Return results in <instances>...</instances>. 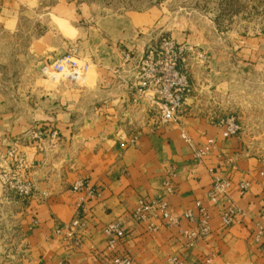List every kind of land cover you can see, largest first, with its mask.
Returning a JSON list of instances; mask_svg holds the SVG:
<instances>
[{"label": "crops", "instance_id": "1", "mask_svg": "<svg viewBox=\"0 0 264 264\" xmlns=\"http://www.w3.org/2000/svg\"><path fill=\"white\" fill-rule=\"evenodd\" d=\"M160 10L153 5L102 16L90 5L63 0L51 6L0 0V66L8 77L0 84V203H9L13 192L3 188V174L13 185H31L17 215L23 246L18 264H111L114 253L106 250L104 227L112 222L125 230L114 251L128 255L132 264H167L169 257L184 264L207 258L212 264H264L257 239L264 220V147L246 145L239 134L223 137L225 126L211 116L187 113L160 123L143 104L132 103L137 67L164 24ZM247 42L253 45H245L243 64L222 53L202 73L208 84L200 88L254 100L259 91L239 80L250 81L255 70L264 76V65L248 62L256 61L258 41ZM65 54L88 65L80 84L41 75L44 64ZM208 140L214 141L213 150L195 158ZM214 177L230 182L215 204L209 200ZM76 182L96 193L84 212L77 210L84 192L71 190ZM139 199L164 200L177 223L159 216L133 220ZM196 201L209 214V232L189 246L181 232L197 226L184 216L196 213ZM229 205L238 212L223 227L220 214Z\"/></svg>", "mask_w": 264, "mask_h": 264}, {"label": "rangeland", "instance_id": "2", "mask_svg": "<svg viewBox=\"0 0 264 264\" xmlns=\"http://www.w3.org/2000/svg\"><path fill=\"white\" fill-rule=\"evenodd\" d=\"M42 4L51 6L58 0H40ZM75 5L86 4L102 16L123 15L126 12L146 11L155 5L161 7L159 21L164 23L157 41L161 37L169 38L177 47L184 50L180 70L186 75L189 93L183 100L179 115L191 113L200 116H211V122L226 123L234 126L246 145L260 149L264 147V76L255 70L250 81H240L241 86H254L257 94L252 95V101H238L231 93L221 96L213 87L201 89L202 73L207 66L216 64L217 57L223 54L240 61L245 57L247 46H252L249 40H257L256 61L250 64L263 68L264 59V0H63ZM28 26L25 25L24 28ZM262 41V42H260ZM157 43V42H156ZM223 53V54H222ZM220 55V56H217ZM219 59V58H218ZM221 61V60H220ZM233 61L231 60L230 64ZM45 65V64H44ZM43 65V66H44ZM228 66V64H227ZM236 66V65H234ZM237 67V66H236ZM138 68V67H137ZM0 66V84L7 80V74ZM262 73V71H260ZM41 75L51 81L70 82L60 75L48 72ZM54 76V77H53ZM17 77V76H16ZM211 83L214 82L210 78ZM208 84V83H207ZM186 100L192 101L184 106ZM186 107V108H185ZM10 153H13L10 151ZM3 188L10 192V202L0 203V264H18L23 255L21 235L19 233L20 219L17 215L23 210L27 197L31 192L28 185L27 194L21 195L3 174ZM72 188V187H71ZM72 190V189H71Z\"/></svg>", "mask_w": 264, "mask_h": 264}, {"label": "built area", "instance_id": "3", "mask_svg": "<svg viewBox=\"0 0 264 264\" xmlns=\"http://www.w3.org/2000/svg\"><path fill=\"white\" fill-rule=\"evenodd\" d=\"M184 50L169 38L161 37L153 48L149 49L141 59L137 68V78L135 86L130 87V95L133 104H143L144 107L152 112V116L158 119L160 123L172 122L179 115L183 100L189 93L188 80L185 74L180 70V62L183 61L182 55ZM88 70V65L85 62L79 61L71 54H65L62 57L46 64L42 67L43 74L48 75L51 72L53 75H60L64 79L74 83L82 79ZM54 77V76H53ZM225 126L222 133L223 137L236 134L234 126L226 123H220ZM40 136L37 132L35 137ZM182 139L191 144V139L185 135H181ZM214 141L208 140L203 148L195 151V158L199 159L203 155H207L213 150ZM230 187V182L227 179L213 178L212 192L209 195V200L212 203H217L219 196H225ZM247 188V184L239 185L240 193L242 194ZM14 189L21 195L27 194L28 185L15 184ZM166 193L170 194L169 186L165 188ZM72 191H83L84 196L77 200V210L85 211L86 200H92L95 196V190L84 183L76 182L72 186ZM196 213L187 211L184 216L189 220H196L197 226L194 230L183 231L181 235L186 239L187 244L192 246L196 241L205 237L209 232V214L199 201L194 203ZM234 206L229 205L223 208L220 214V220L223 227H229L237 214ZM159 216L169 225L177 223V217L169 211L167 202L164 200H144L139 199L136 208L131 214V218L135 221H147L151 217ZM264 219V217H263ZM76 224V222L74 223ZM152 229V225L148 226ZM104 232L108 236L106 250L114 253L111 264H132L130 257L126 254L115 252L117 243L125 238V230L120 222H112L104 227ZM258 237L261 238L259 245L260 253L264 255V220L263 224L258 227ZM167 264H184L176 257H169ZM203 264H212V258H207Z\"/></svg>", "mask_w": 264, "mask_h": 264}]
</instances>
